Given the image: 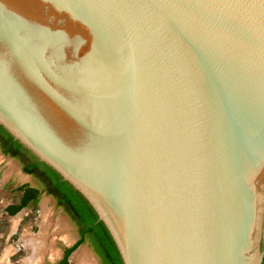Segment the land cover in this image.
<instances>
[{"label": "water", "instance_id": "obj_1", "mask_svg": "<svg viewBox=\"0 0 264 264\" xmlns=\"http://www.w3.org/2000/svg\"><path fill=\"white\" fill-rule=\"evenodd\" d=\"M0 126L122 264H262L264 0H0Z\"/></svg>", "mask_w": 264, "mask_h": 264}, {"label": "rangeland", "instance_id": "obj_2", "mask_svg": "<svg viewBox=\"0 0 264 264\" xmlns=\"http://www.w3.org/2000/svg\"><path fill=\"white\" fill-rule=\"evenodd\" d=\"M19 159L3 154L0 148V264H31L35 255V242L40 243L37 264H55L64 246L77 239V231L70 219L45 194L35 207L28 205L9 215L5 207L17 203L18 185L33 179L24 174ZM35 252V253H34ZM68 264H100L92 249L82 244L69 257Z\"/></svg>", "mask_w": 264, "mask_h": 264}, {"label": "trees", "instance_id": "obj_3", "mask_svg": "<svg viewBox=\"0 0 264 264\" xmlns=\"http://www.w3.org/2000/svg\"><path fill=\"white\" fill-rule=\"evenodd\" d=\"M0 147H2V152L5 155L17 157L22 161L27 159L28 162L24 165L23 171L45 183L46 193L55 197L57 204L63 205L80 226L81 238L65 251L61 264H68V256L84 241L87 235H89L94 250L103 264H122L116 246L105 226L98 221L95 212L79 193L68 183L61 180L60 176L50 167L39 162L28 150L14 140L2 126H0ZM40 191L37 186L29 183L15 187L14 192L19 193L20 201L7 205L5 211L9 215H13L29 204L35 207L40 198Z\"/></svg>", "mask_w": 264, "mask_h": 264}, {"label": "flooded vegetation", "instance_id": "obj_4", "mask_svg": "<svg viewBox=\"0 0 264 264\" xmlns=\"http://www.w3.org/2000/svg\"><path fill=\"white\" fill-rule=\"evenodd\" d=\"M1 148V151H2V147H0ZM10 157H12V156H10ZM13 158H16V159H19V158H17V157H13ZM20 160V159H19ZM25 160V161H24ZM23 161L22 160H20L21 161V163H22V165H21V168H22V171H23V167H24V165H26V162H28V160L27 159H24ZM23 173L24 174H27V173H25L24 171H23ZM27 175H29L32 179H33V181H34V186H37L38 188H39V190H41L40 191V198H41V195H43V194H45V195H47V196H50V197H52V199L54 200V202H55V204H56V206L57 207H59L63 212H64V214L70 219V221H71V223L74 225V227L76 228V231H77V239H76V241L75 242H73L71 245H69V246H64V247H62V250H61V256H60V258L56 261V263L55 264H61V262H62V260H63V258H64V254H65V251L68 249V248H70V247H72L80 238H81V234H80V226L77 224V222L75 221V219H73L72 218V216L66 211V209L64 208V206L62 205V206H60V205H58L57 204V201H56V199H55V197H53L52 195H49V194H47L46 192V186H45V183H43L41 180H39V179H36L35 177H33L32 175H30V174H27ZM19 186V185H18ZM17 187V186H16ZM40 198H39V200H40ZM20 200L18 199V202H19ZM39 202V201H38ZM29 205H31V204H29ZM32 206V205H31ZM33 207V206H32ZM82 244H86V245H88L91 249H92V251H93V253H94V255L97 257V259L99 260V262H100V264H103L102 263V261H101V259H100V257L97 255V253L95 252V250H94V247H93V245H92V243H91V241H90V239H89V235H87V237H85V239H84V241L82 242V243H80L75 249H77L80 245H82ZM74 249V250H75ZM73 250V251H74ZM72 251V252H73ZM72 252L70 253V255L72 254ZM70 255L68 256V258H67V260H68V263H69V257H70ZM262 264H264V256H263V261H262Z\"/></svg>", "mask_w": 264, "mask_h": 264}, {"label": "bare ground", "instance_id": "obj_5", "mask_svg": "<svg viewBox=\"0 0 264 264\" xmlns=\"http://www.w3.org/2000/svg\"><path fill=\"white\" fill-rule=\"evenodd\" d=\"M31 242H33V244L35 245V251H36V253H35V255L31 258V261H30V263L31 264H37L38 262V257H39V255H40V247H41V245H40V243H38V242H35V240H33V241H31Z\"/></svg>", "mask_w": 264, "mask_h": 264}]
</instances>
